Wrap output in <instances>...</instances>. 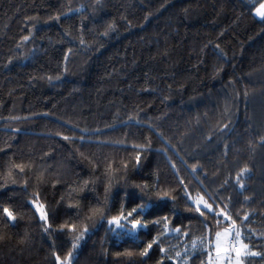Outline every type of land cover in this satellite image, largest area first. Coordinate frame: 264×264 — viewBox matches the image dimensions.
Segmentation results:
<instances>
[{"label":"trees","instance_id":"trees-1","mask_svg":"<svg viewBox=\"0 0 264 264\" xmlns=\"http://www.w3.org/2000/svg\"><path fill=\"white\" fill-rule=\"evenodd\" d=\"M262 1L0 0V264H264Z\"/></svg>","mask_w":264,"mask_h":264},{"label":"snow or ice","instance_id":"snow-or-ice-1","mask_svg":"<svg viewBox=\"0 0 264 264\" xmlns=\"http://www.w3.org/2000/svg\"><path fill=\"white\" fill-rule=\"evenodd\" d=\"M256 13H257V15H259L261 17L262 20H264V4H260V6L256 9ZM25 39H27V37H25ZM135 147H142V146L136 145ZM135 159L137 162H139V160H140L139 154L136 155ZM13 167L18 168L20 170V172H24V170H25L24 166L20 165V164H14ZM124 168L125 169L127 168V164L124 165ZM247 171H248V169L245 168L241 172V175H243ZM108 172H111V165H109ZM7 176L8 177L12 176L11 170L8 171ZM12 182L15 183V180L13 179ZM85 183H87V181ZM241 186H243V185H241ZM168 195H169V193H167V192L164 193V196H168ZM195 204H196L195 211L199 212L201 216H205V212L201 211V205H203V208L206 209L210 213L214 211L212 208V205L209 204L206 200H204L203 197H199L195 201ZM145 207H147V205H141V211ZM42 208H43V205H41L38 210H41ZM133 212H137V209H133L132 212L127 213V216H124L122 213L120 217H114L111 221H109V223L110 224L114 223L118 227H123V225L120 223V221L121 220H127V217H131ZM3 213L7 215L9 220L15 221L17 218L16 215L14 214V212L11 211L7 207L3 208ZM214 215L215 216L223 215L225 220H231L232 221L230 227L224 228V230L222 232L221 231L215 232V238H216L215 250H216L217 257L220 256L221 252L229 253V255L226 258L228 260H231L232 256L230 255V253H234L237 264H244L243 260L241 259L242 257H246L248 255H259V253L250 252L248 250L249 246H248V244L243 242V239L241 238L242 233L239 229L236 228V226H235L236 222H235V220H232L231 216H229L226 212H224L223 209H221L219 212H215ZM41 219L44 220L45 222H47V219H48L47 212L41 211ZM245 219H247V217H245ZM130 223L132 224L133 229L146 227V225L143 224L139 219H134V220L130 221ZM157 223H159V222H157ZM220 223H221V221L218 220L217 224L219 225ZM65 228H68L69 231H75L76 225H68V224L61 225L59 230L63 231ZM44 230L47 231L48 228L45 227ZM87 231H88V229H87V227H85L83 229V231L80 232L79 235L75 236V238H74L75 242L72 245L73 249L78 247V242L81 239H83L84 233H86ZM176 231L179 232L180 230L176 229ZM2 239H3V237L0 236V240H2ZM154 243H156L155 240L152 243H149L147 245V247L142 252L139 253V256L140 257L147 256L149 249H151L153 247ZM225 243H227L229 246L228 247H222V245ZM161 251H164V249H161ZM124 255L128 256V257H132L134 255V253L126 252V253H124ZM71 258H72L71 252L68 253V256L65 258L64 261H61V258L59 256H56V260H57L58 264H68V261Z\"/></svg>","mask_w":264,"mask_h":264},{"label":"rangeland","instance_id":"rangeland-1","mask_svg":"<svg viewBox=\"0 0 264 264\" xmlns=\"http://www.w3.org/2000/svg\"><path fill=\"white\" fill-rule=\"evenodd\" d=\"M260 4H264V1H262ZM260 4L256 7V9L260 6ZM256 9L254 10L255 15H256L257 17L261 18L259 15H257V13H256ZM40 206H41L40 204H36L37 210L40 208ZM41 211H43V208H42L41 210H38L40 216H41ZM221 232H222V231H221ZM222 247H228L227 243L223 244ZM222 253H224V252H222ZM224 254H226V253H224ZM228 254H229V253H227V256H228Z\"/></svg>","mask_w":264,"mask_h":264},{"label":"built area","instance_id":"built-area-1","mask_svg":"<svg viewBox=\"0 0 264 264\" xmlns=\"http://www.w3.org/2000/svg\"><path fill=\"white\" fill-rule=\"evenodd\" d=\"M230 255L232 256V259L231 260L227 259V264H234V262H233L234 261V253H230Z\"/></svg>","mask_w":264,"mask_h":264}]
</instances>
